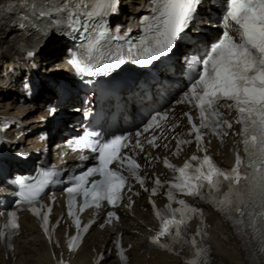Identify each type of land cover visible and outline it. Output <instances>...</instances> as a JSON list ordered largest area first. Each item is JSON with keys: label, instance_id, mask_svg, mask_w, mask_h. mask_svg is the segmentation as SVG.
<instances>
[{"label": "snow or ice", "instance_id": "snow-or-ice-1", "mask_svg": "<svg viewBox=\"0 0 264 264\" xmlns=\"http://www.w3.org/2000/svg\"><path fill=\"white\" fill-rule=\"evenodd\" d=\"M150 2L151 14L141 18V29L135 38L130 35L131 29L123 35L120 34L119 25L115 31L112 30L109 18L119 14L120 0H9L4 11L15 12L19 8L24 14L19 17L18 24L9 21L5 27H17L28 33L27 36L22 33L23 43L20 47L30 59L37 54L39 44V40L33 42L30 29L39 33L40 39L81 33V43L66 50L69 63L86 84H91L94 78L110 77V80H102L97 87L108 84L115 95H119L122 88L134 92L140 87L138 80L124 85L118 82L123 73L130 71L124 67L126 64L145 69L140 75H150L164 64L176 66L181 77L189 74L191 78L184 82L182 99L178 102L198 109L199 124L193 122L190 113H184L191 126L185 135L194 137L197 151L204 155H192L182 167H176L166 157L163 158L164 166L173 174L167 198L181 207L172 209L169 204L161 212L155 210V203L150 201L160 222V229L151 239V244L161 249L168 248L167 241L161 239L164 237L179 242L178 238L182 239L188 221L197 213L202 215V209L188 205L184 199L177 200L176 193H180L207 200L228 218L236 215L246 229H251L250 235L258 243L261 264H264V0H209L218 5V19L207 22L222 25L224 30L217 34L203 30L201 36H193V32L201 31L196 25L205 22L198 11L204 0ZM182 61H187V64ZM57 88L62 94L63 88ZM221 108L235 110L236 119L230 121L224 117ZM55 112L56 108L51 107L50 113L55 115ZM173 113L174 109L171 108L157 111L149 116L141 131L117 135L107 130L101 132L92 129L85 130L77 138L76 148L94 153L93 160L98 164L68 177V209L78 229L71 248L74 249L76 240L80 239L81 222L72 211L77 196H83L85 209L90 206L89 198L97 208L102 207L103 201L113 208L119 207L128 180L123 175L125 170L145 191H149L144 187L145 178L139 175L141 165L129 152L122 150L143 152L144 145L139 138L149 132L152 135L150 138L145 136L147 143L160 147L157 141L167 137L163 133L156 135V131L173 119ZM233 124L241 126L236 135L241 137L247 160L237 152L235 166L225 170L207 154L202 130L210 129L222 139L228 135ZM177 127L178 124H173L171 130L175 131ZM133 136L135 142L132 141ZM173 139L176 141L177 157L184 145L193 143L184 136H173ZM164 147L167 148V144ZM87 159L86 156L81 157L82 161ZM113 163L117 165L115 169L111 167ZM58 175L59 171L50 167L41 169L37 177L16 180V196L20 204L40 217L50 240L52 234L47 226L48 215L42 212L40 198ZM95 175L102 179L93 180L91 187H86L89 178ZM154 184L155 187L151 189L153 196L158 195L165 186L159 177L155 178ZM128 190L131 191V188ZM51 211V207H48L47 213ZM7 215L8 222L0 228V240L10 239L20 227L17 212L12 211ZM107 216L109 222L119 219L112 211ZM202 232L203 229L197 236ZM188 243L193 252L191 264H207L209 249L201 246L196 236ZM120 255L123 259V251Z\"/></svg>", "mask_w": 264, "mask_h": 264}, {"label": "bare ground", "instance_id": "bare-ground-1", "mask_svg": "<svg viewBox=\"0 0 264 264\" xmlns=\"http://www.w3.org/2000/svg\"><path fill=\"white\" fill-rule=\"evenodd\" d=\"M132 9H134V12H136L137 10L135 6H132ZM14 43L15 39L12 38V34L7 32H0V59H2V57L10 55ZM61 47L62 46L51 48L50 50L45 52V55H50L52 56L51 58H54L53 54L61 50ZM54 66L52 68H54ZM2 86L3 84L1 82L0 75V112L9 113L11 110L15 109V106L12 105L10 101L6 102L3 99V97H5V93L2 89ZM9 94L11 95L10 92ZM23 113V110L18 111V114ZM35 122V119L29 120V123L33 124ZM209 222L215 226V228L211 230V241L213 245V255L216 260L219 261L221 264H249V262L245 258L244 252L242 251L239 242L233 238L231 230L223 225L220 226V222L216 215L211 216L209 218ZM25 227L27 228V234L24 235V237L18 241V245L15 251V255L17 257L15 264H54L50 259L48 247L46 243L42 240L41 236L38 234V230L34 225L33 221L25 222ZM129 236L130 235L128 234V238ZM105 241H107V236L98 239H90L87 245L78 254V259L82 262H87L92 254V249L97 248L98 251H100ZM3 252V249L0 247V264H7ZM143 263V258L139 257L138 262L136 264ZM77 264L82 263L77 260ZM151 264L180 263L178 259L158 254L155 259L151 261Z\"/></svg>", "mask_w": 264, "mask_h": 264}]
</instances>
